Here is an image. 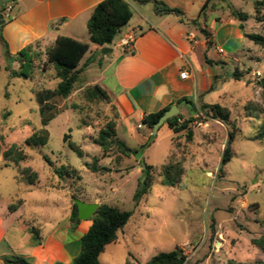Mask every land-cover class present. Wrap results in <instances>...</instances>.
<instances>
[{"label":"rangeland","instance_id":"374dc122","mask_svg":"<svg viewBox=\"0 0 264 264\" xmlns=\"http://www.w3.org/2000/svg\"><path fill=\"white\" fill-rule=\"evenodd\" d=\"M129 1L138 18L142 4ZM9 2L0 0V13H5L3 6ZM229 4L249 15L242 22L248 33L264 34V22H258L249 0H214L211 10L215 13L208 20L219 17L216 20L220 21ZM226 32H221V39L226 38ZM208 33L203 36L211 42L213 36ZM1 35L0 29V209L26 200L22 222L27 226L34 218L39 223L63 222L70 205L72 212L75 199L85 203L99 199L103 204L133 211L126 235L108 247L102 264H146L153 256L176 248L187 256L185 264L264 263V252L253 244L264 235V138L256 139L264 130V100L259 85L264 78V49L247 40L240 61L230 63L229 72L239 71L242 80L227 83L229 95L217 102L230 109L231 125L202 113V102L198 104L193 98L190 104L182 103L179 113L181 123L191 121L187 130L174 132L164 124L156 136L150 129L148 133L136 127L131 136H125L118 130L119 117L112 103L86 98L85 90L95 85L86 74L69 98L51 97L40 103V96L53 92L60 81L54 67L44 65L43 52L31 79L11 78L5 68L18 70L19 63L6 56ZM215 44L220 46L218 41ZM213 97L217 98L213 95L209 100ZM45 120L49 121L47 126ZM109 125H115L118 137L132 149L149 142L151 135L153 139L144 153L126 158L114 147L104 155L95 141ZM232 125L237 128L231 145L233 156L221 165ZM42 129L50 133L48 144L28 146L27 138ZM71 142L84 151V157L69 147ZM13 147L26 154L18 165L4 156ZM45 157L55 167L77 169L82 180L77 175L60 179ZM95 157L105 170L93 173L88 169ZM142 162L154 166V184L136 206L134 195L142 177ZM172 162L184 169L177 187L162 182L163 167ZM32 172L38 179L30 185L26 177Z\"/></svg>","mask_w":264,"mask_h":264},{"label":"crops","instance_id":"0c3cea01","mask_svg":"<svg viewBox=\"0 0 264 264\" xmlns=\"http://www.w3.org/2000/svg\"><path fill=\"white\" fill-rule=\"evenodd\" d=\"M102 1L11 0L3 6L5 13L9 7H12V11L9 13L10 19L3 13L6 22L1 29L11 55L15 57L31 45L45 54L61 36L89 42L88 23L94 9ZM155 1L179 9L181 14L160 15L156 13L153 2L142 4L139 17L132 18L112 46L92 45L88 53V58L96 56V60L85 74L95 85L108 92L119 117L118 130L125 136H131L135 127L138 130L146 129L149 133L150 130L142 124L143 119L167 107L176 105L182 114V104L178 105L177 102L183 98L190 101L196 98L198 104H220L217 101L229 95L226 84L232 80L230 63L240 61L242 48L247 41L244 31L248 32L245 28L242 30V22L232 16L230 10L220 21L216 20L219 17L208 20L214 11L208 12L206 20L199 18L207 0ZM195 20H198L201 29L211 32V42L192 24ZM132 30L136 32L137 39L133 49H127L123 47L122 40ZM223 30L227 31L224 40L220 38ZM190 33L197 36L198 44L189 40ZM214 47L215 53H212ZM223 47H227V50L221 54L218 48ZM104 48H110L112 52L104 55ZM86 56L81 64L88 59H85ZM184 71L189 74L186 79L181 77ZM213 95L217 98L213 97L210 101ZM19 201L21 204L14 212L9 210V206L0 209V264H6V259L18 256L28 258L33 264H72L81 252V239L90 230L92 220H80L77 228L72 229L70 205V212L63 222L39 223L34 218L27 226L22 222L26 215V200ZM87 203L103 204L99 199ZM32 227L40 230V244L33 242L30 233ZM125 228L119 232L118 240L106 247L105 252L126 235ZM105 252L100 256L101 264Z\"/></svg>","mask_w":264,"mask_h":264},{"label":"trees","instance_id":"16d2710c","mask_svg":"<svg viewBox=\"0 0 264 264\" xmlns=\"http://www.w3.org/2000/svg\"><path fill=\"white\" fill-rule=\"evenodd\" d=\"M139 4H145L153 2L156 13L160 15L176 14L180 15L179 9L170 8L164 2L152 1V0H133ZM254 4L255 12L258 22H264V0H249ZM214 0H207L200 11L199 18H206L208 12H211ZM228 8L232 16L241 22L248 20L249 15L238 11L233 5L229 4ZM3 13V11H2ZM134 17L133 7L129 0H104L93 11L91 19L88 23V32L90 35L89 42L78 41L69 37H59L55 44L46 51V60L44 65H52L56 72V77L59 79V83L56 89L49 91L45 96H40V103H44L51 97H60L67 99L75 91L78 85L83 83L84 74L86 69L96 60V56H91L83 64L82 61L86 54L91 50L92 45L99 47L112 46L115 41L120 37L123 29L126 28L132 18ZM10 19V17H9ZM194 26L198 25V20L192 22ZM4 27L1 26L0 29ZM244 31V25H241ZM200 32L207 36L209 35L206 29L199 28ZM244 36L247 40L253 42L257 46L264 49V34L246 33ZM1 41L5 49V54L14 62L19 63V69L15 70L11 67L5 69L9 72L11 78H26L31 79L36 68V63L41 60L43 52L39 51L35 46L31 45L22 49L15 57L11 55L10 47L3 35H1ZM209 42V41H208ZM2 66L0 65V72ZM232 79L236 81L242 80V75L239 71L232 74ZM259 85L262 88V96L264 100V78L259 81ZM85 96L89 101L102 100L111 103V98L108 92L100 85L96 84L85 90ZM182 103H191L188 98H183L177 102L178 105ZM170 107H167L157 113L146 116L142 124L148 129L152 130L159 119L168 111ZM202 113L205 115L211 114L214 119L220 120L226 125H231L230 117L231 111L229 108L220 104L208 105L203 104L201 107ZM181 114L174 118L169 119L165 124L169 126L174 132H181L189 128L190 120L181 123ZM48 120H45V126L48 125ZM233 126V125H232ZM233 130L229 133V138L224 149L221 165H225L230 162L233 156L232 142L236 138V126H233ZM188 137L191 139L192 131H189ZM264 138V130L256 137L257 140ZM153 136H150L149 142L143 144L139 149L130 148L125 141L118 137L117 129L115 125H109L106 129L101 130L98 139L95 143L103 150L104 155L109 153L114 147L118 149L122 157H130L133 154L142 153L149 147ZM50 140V133L47 129L34 132L26 140V144L31 147L45 146ZM69 147L77 153L80 157H84V151L76 145L74 142L69 144ZM4 156L7 160L14 161L17 165L26 159L25 152L20 148H10L5 151ZM120 157V159L122 158ZM48 164L53 168L54 173L60 179H64L67 176L77 175L79 180H82V176L75 168L62 165L55 167L54 163L45 157ZM99 158L95 157L92 163L88 164V169L93 173H98L105 170L104 167H100ZM142 177L139 180L138 188L134 195V201L138 206L141 201L149 194L154 184V166L141 163ZM222 169H220L221 171ZM184 169L179 163H169L163 167V184L169 187H177L183 178ZM30 185L35 184L38 179V175L32 172L26 177ZM21 201L13 203L9 206V210L14 212L18 209ZM133 216V211H123L118 207L110 206L108 204H101L96 213L91 218L93 224L88 233L81 239V252L74 259L72 264H101L100 256L105 252L106 247L118 240V234L122 231ZM78 205L74 202L71 213L72 229H76L80 224ZM32 239L34 244H40L42 237L40 230L36 227L30 228ZM253 244L264 252V235L258 239L253 240ZM187 256L182 249L176 248L170 252H161L153 256L146 264H185ZM6 264H33L28 258L18 256L12 259H6ZM62 264V263H55ZM126 264H130L127 262ZM264 264V263H262Z\"/></svg>","mask_w":264,"mask_h":264},{"label":"water","instance_id":"95a60500","mask_svg":"<svg viewBox=\"0 0 264 264\" xmlns=\"http://www.w3.org/2000/svg\"><path fill=\"white\" fill-rule=\"evenodd\" d=\"M5 18H4V14L0 13V27L3 26L5 24ZM112 52V49L110 48H104L102 49V53L104 55L108 54ZM180 110L178 108V106L174 105L172 106L168 111L165 112V114L159 119V121L155 124L154 128H153V135L156 136L158 134V131L160 130V128L171 118L176 117L177 115H179ZM74 202L78 205V209H79V219L82 221H86L89 220L93 217V215L96 213V211L99 208V205L94 203V204H90V203H85L82 202L78 199H75Z\"/></svg>","mask_w":264,"mask_h":264},{"label":"built area","instance_id":"2783aa9c","mask_svg":"<svg viewBox=\"0 0 264 264\" xmlns=\"http://www.w3.org/2000/svg\"><path fill=\"white\" fill-rule=\"evenodd\" d=\"M12 11V7H9V9L7 10V13H5V17L8 19L10 16H9V13ZM189 40L192 41L194 44H198V39H197V36L194 34V33H190L189 36H188ZM137 39V34L134 30L132 31H129L127 34L124 35L123 37V40H122V45L123 47L127 48V49H133V45L135 43ZM218 52L223 54L224 53V49L222 48H218ZM181 77L183 79H186L189 77V74L188 72L184 71L182 74H181ZM181 122V120H180ZM141 127V126H140Z\"/></svg>","mask_w":264,"mask_h":264}]
</instances>
